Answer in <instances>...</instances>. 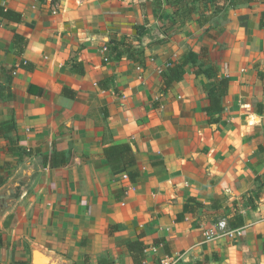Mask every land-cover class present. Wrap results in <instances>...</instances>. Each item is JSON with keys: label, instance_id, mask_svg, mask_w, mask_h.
Returning a JSON list of instances; mask_svg holds the SVG:
<instances>
[{"label": "crops", "instance_id": "1", "mask_svg": "<svg viewBox=\"0 0 264 264\" xmlns=\"http://www.w3.org/2000/svg\"><path fill=\"white\" fill-rule=\"evenodd\" d=\"M155 1L0 0L25 18H0V123L17 126L0 139V264H33L36 250L52 264H135L128 243L139 234L143 264H264V0L223 10L197 1L177 31L174 7ZM124 39L143 41L140 62L111 56L107 46ZM203 48L230 81L219 113L203 111L209 80L195 69L162 92L169 61ZM81 66L84 75L73 72ZM15 142L31 155L11 154ZM127 143L141 173L134 182L104 153ZM54 152L69 164L44 168ZM191 198L207 207L177 221ZM240 216L241 237L197 247L220 220Z\"/></svg>", "mask_w": 264, "mask_h": 264}, {"label": "trees", "instance_id": "2", "mask_svg": "<svg viewBox=\"0 0 264 264\" xmlns=\"http://www.w3.org/2000/svg\"><path fill=\"white\" fill-rule=\"evenodd\" d=\"M165 1L167 5L174 7L175 10L173 12V16L180 18L179 22L174 19L171 20V31H177L185 26L187 19H189V17L192 15L194 8L191 7V4L200 0ZM228 2H230L231 5H237L243 3L244 0H235L232 2L231 0H218V4L220 5L218 7H221V10H223ZM155 3L160 9L163 7L162 0H156ZM0 18L16 23H22L25 20L22 14L12 10H6L4 6H0ZM135 30L137 31V35L139 37H143L147 33L144 26L137 25L135 26ZM13 43H20L22 51L23 46L25 45V40L20 35L15 34L13 37ZM137 43L138 40L124 39L120 42H111L109 46H107V49L111 52V56L114 57L116 62H120L125 56H127L130 60L140 62L143 59V52ZM21 67L28 68L24 62H22ZM187 68L195 69V75H204L209 80V83L205 86V92L208 95L210 104L209 106L205 107L203 111L207 114L222 112L224 110L223 100L229 93L230 81L227 77L220 75V69L216 64L211 62L207 48H203L199 54L192 51L187 52L178 62L170 60L167 69L161 74L163 85L162 92L167 93L175 83L183 81ZM73 72L77 73L78 75H84L82 66L81 68L73 67ZM258 76L259 79L264 81V71H260ZM5 93V90L0 91V100L5 99ZM63 93L69 97L75 96V92L68 88H64ZM16 132L17 126L14 121L0 123V139L9 140V135L11 133L16 134ZM9 152L11 154H19L24 156L31 155L32 150H27L26 148L20 147L15 142L9 146ZM104 153L112 171L132 170L137 165L136 153L134 152L133 145L131 144L127 143L109 146L104 149ZM42 161L44 168H61L69 164V159L64 153L61 152H54L51 155H43ZM128 175L131 181L134 182L141 176V173L137 170H132ZM5 184V176L2 175L0 171V188H2ZM206 207L207 206L204 203L199 202L197 199L191 198L184 205L183 212L178 216L177 221L184 220L185 214L195 215V213L200 209H204ZM209 207L211 209L222 210V206L220 205L219 201H212L209 204ZM243 224L244 222L241 216L235 217L233 221H229V227L232 229L239 228L243 226ZM143 238L144 235L139 234L137 241L128 243V249L135 264H143L145 259L144 253L147 249V246L143 242ZM85 264H90L88 257L85 259ZM99 264H113V262L108 259H102L100 260Z\"/></svg>", "mask_w": 264, "mask_h": 264}, {"label": "built area", "instance_id": "3", "mask_svg": "<svg viewBox=\"0 0 264 264\" xmlns=\"http://www.w3.org/2000/svg\"><path fill=\"white\" fill-rule=\"evenodd\" d=\"M246 228L231 229L226 219H222L218 222L217 226L214 229L207 230L204 233V238L201 243H198V246L215 242L222 238L233 239L235 237H241ZM183 256L169 257L164 259L161 264H179L182 261Z\"/></svg>", "mask_w": 264, "mask_h": 264}, {"label": "water", "instance_id": "4", "mask_svg": "<svg viewBox=\"0 0 264 264\" xmlns=\"http://www.w3.org/2000/svg\"><path fill=\"white\" fill-rule=\"evenodd\" d=\"M4 197H5L4 193L0 194V198H4ZM43 256L45 255L42 252L36 250L33 254V264H52L53 263L48 256H45L46 258H43Z\"/></svg>", "mask_w": 264, "mask_h": 264}, {"label": "rangeland", "instance_id": "5", "mask_svg": "<svg viewBox=\"0 0 264 264\" xmlns=\"http://www.w3.org/2000/svg\"><path fill=\"white\" fill-rule=\"evenodd\" d=\"M138 42L142 43L143 41H141V39H139Z\"/></svg>", "mask_w": 264, "mask_h": 264}, {"label": "bare ground", "instance_id": "6", "mask_svg": "<svg viewBox=\"0 0 264 264\" xmlns=\"http://www.w3.org/2000/svg\"><path fill=\"white\" fill-rule=\"evenodd\" d=\"M44 258H46L45 256H43Z\"/></svg>", "mask_w": 264, "mask_h": 264}]
</instances>
